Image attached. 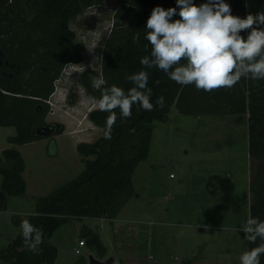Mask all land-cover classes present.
<instances>
[{"label":"rangeland","instance_id":"obj_1","mask_svg":"<svg viewBox=\"0 0 264 264\" xmlns=\"http://www.w3.org/2000/svg\"><path fill=\"white\" fill-rule=\"evenodd\" d=\"M119 5L118 0H105L71 22L85 43L86 60L68 65L56 80L46 118L63 123L64 131L15 144L9 137L16 127L0 125V153L15 147L27 162L24 194L6 193L0 178V202L7 203L0 213L1 245L18 233L13 215L34 212L36 196L84 169L77 143L94 141L103 132L88 117L96 107L85 82L100 75L104 41ZM84 69L92 75L86 77ZM254 161L248 152L246 116L187 114L173 105L168 118L153 125L149 155L134 170L135 194L114 218L73 216L63 222L50 238L58 248L53 264H90L91 255L101 260L114 256L111 264H239L242 252L249 250L238 229L250 217ZM86 227L99 234L103 254L86 241Z\"/></svg>","mask_w":264,"mask_h":264},{"label":"trees","instance_id":"obj_2","mask_svg":"<svg viewBox=\"0 0 264 264\" xmlns=\"http://www.w3.org/2000/svg\"><path fill=\"white\" fill-rule=\"evenodd\" d=\"M105 0H0V50L8 64H0V125H13L17 133L9 140L15 144L30 142L43 136L36 129L49 122L48 100L55 92L56 80L70 64L86 60L85 43L78 38L72 20L84 9ZM120 5L101 53L100 75L107 86L117 85L125 91L133 85L126 76L142 69L145 51L146 22L153 8L176 7V0H118ZM199 5L205 0H194ZM232 15L246 18L264 12V0H225ZM176 16L173 19H178ZM139 34V44L133 36ZM248 31L241 33L246 38ZM14 65V66H12ZM90 71L85 69L84 72ZM151 102L165 98L164 107L153 111L139 105L132 108L127 120L119 118L111 138L104 136L109 113L93 108L88 117L103 132L94 141H79L77 150L85 161L84 169L74 178L46 195L35 198V211L12 216L17 235L7 245L0 244V264H53L58 248L50 241L55 230L73 216H117L120 208L135 194L133 174L136 166L149 155L153 125L166 120L173 105L187 114H223L228 112L248 121V152L255 162V176L250 182V217L264 220V80L241 79L231 89L212 92L197 90L194 85L182 86L156 68L148 69ZM90 76L92 75L89 74ZM92 95L101 93L85 82ZM53 132L65 129L63 123L52 122ZM134 130V131H133ZM27 162L22 151L8 147L0 153V178L3 190L22 195L27 190L24 176ZM41 228L44 242L41 251L33 254L23 246L19 225L22 220ZM90 246L103 254L105 246L97 232L84 228ZM259 243V241H257ZM249 250L256 245L250 244ZM190 264V261H187ZM264 264V256L261 257Z\"/></svg>","mask_w":264,"mask_h":264},{"label":"clouds","instance_id":"obj_3","mask_svg":"<svg viewBox=\"0 0 264 264\" xmlns=\"http://www.w3.org/2000/svg\"><path fill=\"white\" fill-rule=\"evenodd\" d=\"M176 16L179 18L173 19ZM244 31H248L246 38L241 35ZM145 33L148 44L144 49L148 51L150 46L151 50L140 59L142 69L126 76L133 85L131 88L125 91L114 84L107 86L103 75L91 78L92 88L101 93L99 98H91L92 104L109 113L104 129L107 139L111 138L118 118L117 109L119 118L127 120L134 105L146 111L164 107L163 96L156 99L155 105L151 102L148 69L156 68L179 85H194L197 90L209 93L231 89L242 78L264 80V12L240 18L232 15L225 0H205L199 5L194 0H176V7L153 8ZM139 42V34L134 35L133 43ZM19 228L24 248L38 254L44 242L43 230L28 219L22 220ZM238 230L250 244L256 245L242 252L239 264H261L264 220L249 217Z\"/></svg>","mask_w":264,"mask_h":264},{"label":"water","instance_id":"obj_4","mask_svg":"<svg viewBox=\"0 0 264 264\" xmlns=\"http://www.w3.org/2000/svg\"><path fill=\"white\" fill-rule=\"evenodd\" d=\"M53 132V126L51 123L36 129L35 133L43 137L50 136ZM115 260L114 256L108 257L107 259L101 260L93 255L90 256V264H111Z\"/></svg>","mask_w":264,"mask_h":264},{"label":"flooded vegetation","instance_id":"obj_5","mask_svg":"<svg viewBox=\"0 0 264 264\" xmlns=\"http://www.w3.org/2000/svg\"><path fill=\"white\" fill-rule=\"evenodd\" d=\"M2 55L4 56V53L1 52V50H0V64H1V65H3V63L8 64V61H3V60L1 59V56H2ZM12 66H14V65H12ZM91 73H92L91 71L85 72L86 77H87V76H90L89 74H91ZM49 123H51V122H49Z\"/></svg>","mask_w":264,"mask_h":264},{"label":"crops","instance_id":"obj_6","mask_svg":"<svg viewBox=\"0 0 264 264\" xmlns=\"http://www.w3.org/2000/svg\"><path fill=\"white\" fill-rule=\"evenodd\" d=\"M26 170H27V166H26ZM26 170L24 171V176H25ZM25 179H26V177H25ZM26 181H27V179H26ZM0 198H3V197H0ZM6 205H7L6 202L5 203H4V201L0 202V213L6 209Z\"/></svg>","mask_w":264,"mask_h":264},{"label":"built area","instance_id":"obj_7","mask_svg":"<svg viewBox=\"0 0 264 264\" xmlns=\"http://www.w3.org/2000/svg\"><path fill=\"white\" fill-rule=\"evenodd\" d=\"M65 69H66V68H65ZM48 101H49V100H48ZM50 102H51V101H50ZM79 244H80V245H84V244H85V241L81 239L80 242H79ZM76 251L79 253L81 250H80V248H77Z\"/></svg>","mask_w":264,"mask_h":264}]
</instances>
